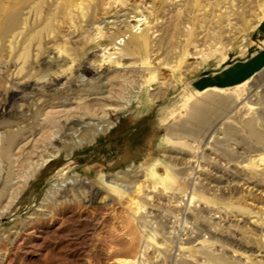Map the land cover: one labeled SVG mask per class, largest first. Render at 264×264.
<instances>
[{"label": "rangeland", "instance_id": "rangeland-1", "mask_svg": "<svg viewBox=\"0 0 264 264\" xmlns=\"http://www.w3.org/2000/svg\"><path fill=\"white\" fill-rule=\"evenodd\" d=\"M24 2L0 0V264H264V0Z\"/></svg>", "mask_w": 264, "mask_h": 264}, {"label": "bare ground", "instance_id": "bare-ground-1", "mask_svg": "<svg viewBox=\"0 0 264 264\" xmlns=\"http://www.w3.org/2000/svg\"><path fill=\"white\" fill-rule=\"evenodd\" d=\"M24 0H11V3H13L15 6L16 4H20V7H21V2H23ZM28 1V0H27ZM39 1V0H38ZM18 2V3H17ZM26 2V0H25ZM24 2V3H25ZM27 3V2H26ZM27 5V4H26ZM190 5V4H189ZM188 5V6H189ZM10 7V6H9ZM20 7H10V10L6 11L4 7H0V15L3 16L4 18V27L6 26V28H12V27H16L17 25V22H18V16H19V10H20ZM82 8V7H80ZM80 8H78L77 10H79ZM226 9V8H225ZM227 10V9H226ZM180 11V10H179ZM71 12V13H70ZM72 14V11L69 10V15ZM52 16V14L50 15ZM72 18V16H71ZM225 16L222 15L220 16V19L219 21L220 22H223ZM2 24V25H3ZM2 27V29L4 28ZM17 29V28H16ZM3 30H1L2 32ZM21 33V32H20ZM142 38V34H139V35H132L127 43H126V48L127 46H138V47H145L146 46V43L144 42H140V39ZM29 45V44H28ZM125 48V47H124ZM146 48V47H145ZM28 49L26 50V53H27ZM114 63V62H113ZM98 68V66H97ZM100 68V67H99ZM95 70V69H94ZM206 112V110H205ZM204 112V110H202L201 108H193V113L191 112V114L189 115L190 118L194 119V120H197L199 121L200 123L206 121V113ZM73 125L76 124V122L72 123ZM77 126V125H76ZM81 128V127H80ZM78 130V129H77ZM83 131V130H82ZM3 153V152H2ZM1 153V154H2Z\"/></svg>", "mask_w": 264, "mask_h": 264}]
</instances>
